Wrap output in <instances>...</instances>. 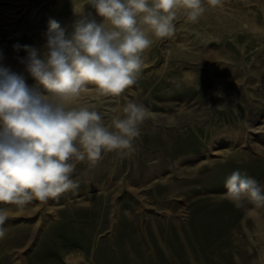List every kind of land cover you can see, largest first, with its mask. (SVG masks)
<instances>
[{"label": "rangeland", "instance_id": "obj_1", "mask_svg": "<svg viewBox=\"0 0 264 264\" xmlns=\"http://www.w3.org/2000/svg\"><path fill=\"white\" fill-rule=\"evenodd\" d=\"M82 6L102 22L86 0H0V68L37 86L25 46L41 49L49 20L64 28ZM174 23L121 97L81 100L106 123L127 100L143 104L135 151L77 163V188L23 213L0 204L13 210L0 264H264V207H236L224 187L236 170L264 186V0H222Z\"/></svg>", "mask_w": 264, "mask_h": 264}, {"label": "clouds", "instance_id": "obj_2", "mask_svg": "<svg viewBox=\"0 0 264 264\" xmlns=\"http://www.w3.org/2000/svg\"><path fill=\"white\" fill-rule=\"evenodd\" d=\"M86 4L102 22L85 15L82 6L70 34L51 19L42 48L25 46L27 56L20 63L37 86L0 68V204L15 205L19 213L33 201L46 203L77 188L72 179L77 163L94 166L105 152L127 156L135 151L149 110L127 100L106 123L98 110L81 103L83 96L91 91L98 97H121L145 67V51L174 33L179 11L197 23L222 0H207V5L204 0ZM224 187L236 207L245 201L264 207V186L239 170L226 178ZM12 211L0 207V239Z\"/></svg>", "mask_w": 264, "mask_h": 264}, {"label": "bare ground", "instance_id": "obj_3", "mask_svg": "<svg viewBox=\"0 0 264 264\" xmlns=\"http://www.w3.org/2000/svg\"><path fill=\"white\" fill-rule=\"evenodd\" d=\"M73 24L74 22H71V21H65L64 24H62L64 26V29L66 30V34H70L72 31H73ZM149 61L145 59V66L147 65ZM225 141L228 143V144H233L234 143V139L231 138L230 136H226L225 138ZM68 259V261L72 262V263H77V256H74V255H69V256H66Z\"/></svg>", "mask_w": 264, "mask_h": 264}]
</instances>
